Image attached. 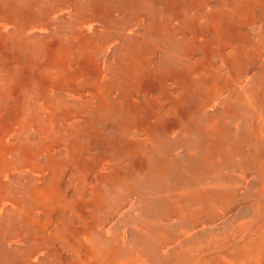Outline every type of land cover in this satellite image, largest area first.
<instances>
[{
    "label": "rangeland",
    "instance_id": "1",
    "mask_svg": "<svg viewBox=\"0 0 264 264\" xmlns=\"http://www.w3.org/2000/svg\"><path fill=\"white\" fill-rule=\"evenodd\" d=\"M9 3L8 7L17 5L14 8L24 13L20 23L34 30L22 34L7 29L0 32V147H6L0 154V186L9 187L7 193L14 189L25 198L46 185L41 172L49 175L50 164L63 165V184L58 193L67 210L75 206L81 212L80 218L72 221V238L79 244L106 251L115 236L130 226L127 213L134 208L127 203L128 192L124 186L112 183L113 145L119 144L114 154L119 155L124 170L133 174L129 183L147 178L153 184L159 180L154 175L156 164L173 171L168 163L174 159L180 164L186 156L182 139L187 137L186 147L191 144L211 114L218 113L224 99L234 103L238 112L233 124L256 119L257 112L264 115V43L258 39L259 27L264 24V0ZM244 37L253 38L254 46V42L245 43ZM81 40L87 44L83 51L78 49ZM54 48L67 51V56L53 59ZM150 51L152 55H147ZM134 62L141 65L129 77ZM216 72L224 81L229 78L236 82L234 73L244 79L249 97L254 101L259 98L253 114L240 107L243 102L234 101L236 92H240L236 88L227 96L221 91L210 92L212 82H218L213 78ZM131 81L134 87H130ZM113 101L126 115L136 120L146 115L151 124H157L167 154L149 155L145 150L141 156L129 157L127 140L134 143L143 136L134 128L123 130L125 134L120 139L110 142L107 137L113 135L112 113L106 114L102 125L95 120L103 113H98L99 107L112 105ZM257 148L264 169V140L257 142ZM192 149L200 152L197 147ZM78 156L81 162L76 161ZM138 163L145 164L141 172L136 167ZM249 181L253 185L258 178L252 175ZM3 190L0 264H18L16 257L24 254L29 241L23 227L26 219L17 213L13 196ZM93 190L106 200L100 225L104 233L92 226L98 217L92 212ZM235 215L229 221L236 225L233 236L226 240L223 233L220 237L222 249L243 241L253 227L264 223L263 210L246 217L240 211ZM244 217L249 226L239 230ZM220 224L211 225L202 236L214 234ZM207 239L215 242L211 236ZM44 257L40 248L31 254L32 263L28 262L37 264Z\"/></svg>",
    "mask_w": 264,
    "mask_h": 264
},
{
    "label": "bare ground",
    "instance_id": "2",
    "mask_svg": "<svg viewBox=\"0 0 264 264\" xmlns=\"http://www.w3.org/2000/svg\"><path fill=\"white\" fill-rule=\"evenodd\" d=\"M8 4L10 5L9 0H0V32L2 29L20 34L33 31L31 26L20 23L19 18L24 13L14 8L17 5L8 7ZM96 10L102 13L98 7ZM18 21L19 24H16ZM41 26L37 24V27ZM258 36L259 41L264 43V24L259 27ZM244 40L248 44L254 42L253 38L244 37ZM86 48V42L81 40L78 49L83 51ZM52 50L53 59H60L68 53L60 48ZM229 54L228 51L227 55ZM147 55H152V52ZM233 63L236 64L237 61ZM139 65L141 64L132 63L128 71L129 77H133ZM234 75L236 82L227 75L225 78L228 79L224 81L220 79V72L214 73L213 78L218 79V82L211 83L210 92L221 91L227 96L231 94L232 88H236L240 92H236L234 101L243 102L240 107L253 114L252 110L259 98L255 97V101L253 97L250 98L249 88L243 85L244 79L235 73ZM129 85L134 87L132 81ZM111 104L99 107L98 113H103L98 114L95 120L102 125L107 119L106 114L112 113L113 135L107 137L110 142L120 139L125 134L123 130L130 131L134 128L141 130L143 136L134 143L127 140L129 157L141 156L145 150H148L149 155L167 154L160 139L163 137L162 131L157 124H151L146 115L136 120L135 117L126 115L125 111L121 112L114 101ZM234 106L229 99H224L218 113L211 114L212 118L202 126L191 144L186 147L187 137L182 139L180 144L186 149V156L180 164L174 159L168 163V168L173 171L168 172L160 164H156L154 175L159 176V180L153 184L147 178L129 183L127 180H132L133 174L124 170L119 155L114 154L119 144L113 145L112 166L115 173L112 183L115 187L116 184L124 186L128 192L127 203L134 211L127 213L126 222L130 224L128 230L122 235H116L106 251L97 247L90 248L73 240L72 221L79 219L81 212L75 206L67 210L61 204L58 188L63 184L61 172L64 166L60 163L50 164L49 175L42 171L46 185L44 183L41 189L38 187L25 198L14 189L7 193L10 188L0 186V195L5 193L3 189L12 195L14 204H17V213L26 219L23 227L27 230L29 241L24 247V254L16 257L18 264H29L31 254L39 252L40 248L45 252V257L39 259L37 264H264V223L253 227L248 237L237 244L224 245V249L220 247L223 246L222 242L219 244L223 233H226V240L233 236L232 231L236 225L229 221L236 216V212L240 211L245 217L259 210L264 212V169L257 148V142L264 140V115L257 112L256 119L247 118L233 124L238 116ZM125 120L128 122L125 123ZM2 147L6 150L5 146ZM195 147L199 148V153L192 149ZM4 150L0 147V154ZM81 160L80 156L76 157V161ZM137 165L138 171L144 170L145 164ZM252 175L258 178V183L253 185L249 181ZM110 187L113 188L111 185ZM150 188L152 189L148 194ZM91 193L95 195L92 212L94 216L98 215L96 225L92 226L104 233V228L100 225L105 216L102 206H106V200L97 190ZM245 217L240 219L239 230L249 226L244 222ZM23 218H20L21 223ZM217 222L221 223L218 231L214 234L208 232V236L215 241L213 243L207 239L208 236H202V233ZM69 255L71 261L68 260Z\"/></svg>",
    "mask_w": 264,
    "mask_h": 264
}]
</instances>
